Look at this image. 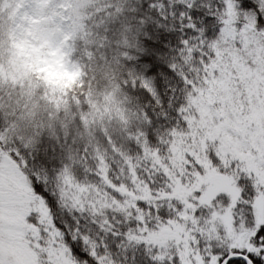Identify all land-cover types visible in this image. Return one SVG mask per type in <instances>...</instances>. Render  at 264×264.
<instances>
[{
	"label": "snow or ice",
	"instance_id": "snow-or-ice-1",
	"mask_svg": "<svg viewBox=\"0 0 264 264\" xmlns=\"http://www.w3.org/2000/svg\"><path fill=\"white\" fill-rule=\"evenodd\" d=\"M5 2L0 0V8ZM125 3L104 0L97 9L112 18L114 31L135 36V43L125 39L120 45L118 84L124 96L117 101L113 94L105 101L109 123L116 120L122 127L101 129L108 147L121 156L119 171L106 168L98 145L90 157L88 143L57 133L33 146L15 136L8 139L7 121L0 122V264H117L108 237L121 264H264V131L249 135L264 129V115L259 124L248 115L264 93L250 96L239 67L232 66L236 52L249 71L257 67V51L264 50V0ZM167 28L179 30L178 44L167 42L161 31ZM229 72L233 97L238 92L241 105L231 108L227 100L215 99L205 112V93H213L218 78ZM74 102L81 110L73 119L93 132L91 124L104 107L86 114L93 106L85 92ZM209 115L212 124L226 122L239 148L205 133L200 121ZM238 118L247 121L243 136L229 126ZM116 132L135 145V153L119 148ZM90 158L95 168L87 164ZM77 165L76 180L94 185L102 198L110 193L112 206L101 205L98 212L93 201L87 208L69 209L77 213L69 223L55 209L66 208L61 175ZM126 187L144 194L130 199ZM85 211L98 232L81 225ZM164 225L174 234L155 239Z\"/></svg>",
	"mask_w": 264,
	"mask_h": 264
},
{
	"label": "trees",
	"instance_id": "trees-1",
	"mask_svg": "<svg viewBox=\"0 0 264 264\" xmlns=\"http://www.w3.org/2000/svg\"><path fill=\"white\" fill-rule=\"evenodd\" d=\"M103 2L6 0L3 3L0 8V89H3L0 92V122L7 121L8 139L15 136L33 146L42 136L50 137L57 133L67 134L77 144L88 143L90 157L93 148L98 145L106 157V168L110 167L115 174L119 171L122 159L108 147L101 129H119L122 125L116 120L109 123V116L105 114L108 110L105 101L113 94L117 101L124 96L118 84L122 71L120 45L125 39L129 44L135 43V36L132 32L113 30L115 26L110 23L112 18L97 12ZM121 3L127 7L125 0H121ZM102 18L104 22L99 23ZM106 27L109 29L107 33ZM161 31L167 37V42L178 44L181 33L177 28ZM85 56L88 58L85 59ZM88 81H91L90 87ZM81 84H85V87L82 88ZM41 86L43 91L37 92L36 89ZM80 92L92 98L93 107L85 109L86 114L98 111V106L105 109V112L95 116L91 133L80 126L79 120L73 119V115L81 110L80 103L74 102ZM52 105H60L63 111L57 113ZM129 120L134 127L135 121L131 115ZM114 136L116 144L125 153L136 152L135 145L122 132H116ZM3 156L8 159L6 152ZM87 164L96 167L95 160L91 158ZM80 175L79 165L61 175L62 202L66 208L55 210L69 223H72L71 217L77 214L69 209L87 208L93 201L98 212L103 210L101 205L112 206L110 193L99 204L93 198L95 186L77 181L76 176ZM89 190L90 193H87ZM130 190V187H126L130 199L144 194L143 189L134 195ZM82 214L87 219L81 221V225H87L94 233L98 232L97 226L90 223L91 212ZM96 219L99 220L100 216L97 215ZM107 239L117 264H121L111 237Z\"/></svg>",
	"mask_w": 264,
	"mask_h": 264
},
{
	"label": "rangeland",
	"instance_id": "rangeland-1",
	"mask_svg": "<svg viewBox=\"0 0 264 264\" xmlns=\"http://www.w3.org/2000/svg\"><path fill=\"white\" fill-rule=\"evenodd\" d=\"M256 62L257 67L251 69V71L248 70V66L244 65L240 62L238 54L236 52L232 53V66L239 67V75H241L242 79L244 80L245 84V91L250 96L258 95V93H264V50H258L256 55ZM223 78L219 79L217 82V87L213 93H206V97L204 100L206 103L204 104V111H208V104H211L213 100L220 99L221 101L227 100L231 108H237L238 105H241V100L239 93L237 92L235 98L233 97L232 89L234 88V82L231 79V72L227 74H222ZM261 104L259 107L257 105H251L252 112L249 113L253 119H256L257 124H259V118L261 115H264V96L260 97ZM221 108H223V103L220 105ZM225 121H221L217 124L211 123V115L208 116L207 120H201L200 125L204 128L205 133L207 135H220L223 137L224 142L226 144H230L233 148H239L240 141L237 140V138L230 134L226 128L224 127ZM229 126L232 127L234 130H237L243 134L245 132H248V126L247 121L245 119L238 118L235 122L229 123ZM261 131H264V129H257L253 132H251L250 136H258ZM176 149H177V156L182 155V141L179 138L176 142ZM8 159L4 158V162L7 163ZM212 175H209V179H212ZM85 191V190H84ZM134 195L136 192H133L132 190L129 191ZM87 193H90V190L87 191ZM93 198H95L99 204H102V197L97 194V190L95 193H93ZM179 227V226H177ZM174 233L168 229L167 225L162 226L160 231L154 233V238L159 239L161 241L168 239L171 235ZM61 257L64 260H67V257H63V253H61ZM68 264H71V262H68Z\"/></svg>",
	"mask_w": 264,
	"mask_h": 264
}]
</instances>
